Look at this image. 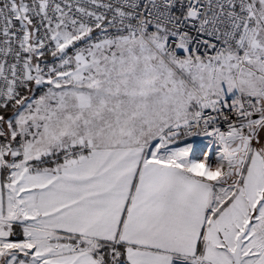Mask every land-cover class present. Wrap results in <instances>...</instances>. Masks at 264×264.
<instances>
[{"label":"snow or ice","instance_id":"obj_1","mask_svg":"<svg viewBox=\"0 0 264 264\" xmlns=\"http://www.w3.org/2000/svg\"><path fill=\"white\" fill-rule=\"evenodd\" d=\"M0 264H264V0H0Z\"/></svg>","mask_w":264,"mask_h":264}]
</instances>
